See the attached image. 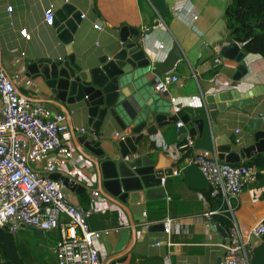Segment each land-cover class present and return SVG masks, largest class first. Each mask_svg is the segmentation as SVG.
<instances>
[{
    "label": "crops",
    "instance_id": "0c3cea01",
    "mask_svg": "<svg viewBox=\"0 0 264 264\" xmlns=\"http://www.w3.org/2000/svg\"><path fill=\"white\" fill-rule=\"evenodd\" d=\"M66 4L82 13L71 44L75 66L82 71L99 66V59L106 51L115 54L122 48L123 26L138 28L141 35L136 40L147 53L150 65L135 67L120 91L124 90L141 111H148L150 119L158 113L174 118L158 127L157 135L145 138L139 146L138 156L164 153L173 158L172 170L182 167L180 173L165 176L160 186L165 198L148 201L145 196L146 217L141 218L146 223H136L138 217L124 210L101 187L96 157L77 143L78 137L89 136L79 130L91 129L85 103L58 105L44 80L29 71V66L39 58L67 57L66 45L59 39L56 26L45 21L48 8L53 7L56 14ZM233 4L234 0H0L2 66L21 93L34 101H44L50 109L68 116L70 140L67 143L75 147L76 154L65 166L64 176L87 188L81 194L70 189L68 193L82 205V196L88 198L84 206L92 208L91 229L100 232L94 242L103 264H220L223 259L226 237L204 216L208 209L216 210L212 208L208 181L197 165L183 166L184 156L174 148L190 146L191 153L213 155L217 152L225 156L226 151H239L255 143L248 123L250 118L264 115V101L261 98L258 106L241 107L238 97L264 84V57L246 54L249 71L240 81L233 79L237 62L223 57H220L222 64L215 62L225 41L234 39L228 14ZM23 29L30 32V39L21 34ZM164 74H177L181 82L167 93L157 92L156 78ZM210 95L220 96L212 103L218 108L214 118L207 105ZM255 101L258 102L257 97ZM184 116H189L192 125L185 123L179 129L177 123ZM198 120H203V124H198ZM192 127L197 130L195 136L190 134ZM129 131V127L126 130L109 117L95 134L105 154L115 158L120 151L115 132L130 134ZM238 136L241 144L235 142ZM159 144L170 146L169 151L163 152ZM261 154L264 153L242 160ZM92 188L99 189L100 195L90 204ZM167 216L184 223L181 233L147 229L148 224H159ZM235 217L245 239L253 245L251 264H264V236L257 240L251 235L252 229L264 222V177L260 176L245 188ZM218 226L227 232L225 226L220 223ZM26 231H38L44 239L41 245L49 247L54 256L51 248L60 238L58 230L40 232L21 226L19 232ZM55 262L58 264L56 258Z\"/></svg>",
    "mask_w": 264,
    "mask_h": 264
},
{
    "label": "built area",
    "instance_id": "2783aa9c",
    "mask_svg": "<svg viewBox=\"0 0 264 264\" xmlns=\"http://www.w3.org/2000/svg\"><path fill=\"white\" fill-rule=\"evenodd\" d=\"M55 15L53 7L45 11L48 25H53ZM21 34L31 38L26 29ZM215 62L222 64L223 59L219 56ZM180 82L179 75L164 74L156 78L155 90L167 93ZM184 124L180 120L177 126L181 129ZM79 131L98 139L92 129ZM67 135L68 116L50 109L44 101H34L21 93L0 58V230L17 233L23 224L43 232L58 230L60 238L51 248L58 264H103L94 242L100 232L93 231L89 223L92 208L74 201L62 178H53L55 174L65 177V166L76 154L75 147L67 143L70 140ZM127 135L114 134L118 142ZM235 142L241 144V138L236 137ZM158 148L167 153L170 146L159 144ZM174 149L182 152L183 166L197 165L201 169L211 194L221 198L222 206L208 209L204 214L206 220L214 228L219 224L214 221L216 214H223L231 221L221 264H251L253 245L245 239L235 212L245 188L264 177V167L248 164L246 159L239 164L228 163L217 152L191 153L190 146ZM181 168L174 169L172 174L180 173ZM99 195V189H90V204ZM143 215L146 217L145 212ZM162 223L168 234L174 230L181 233L184 229L182 221L169 216ZM251 235L262 240L264 222L254 227Z\"/></svg>",
    "mask_w": 264,
    "mask_h": 264
},
{
    "label": "water",
    "instance_id": "95a60500",
    "mask_svg": "<svg viewBox=\"0 0 264 264\" xmlns=\"http://www.w3.org/2000/svg\"><path fill=\"white\" fill-rule=\"evenodd\" d=\"M81 20L82 13L71 4H66L56 12L54 25L59 39L66 45L67 57L39 58L29 66V71L35 77L44 80L54 96L53 101L58 105L84 102L92 132H98L109 117L116 119L124 129L130 128V134L119 141L120 151L115 158L112 155H106L101 142L91 136H81L76 140L96 157L101 187L114 197L124 210L131 211L138 217L136 223H146V219L141 218L146 211L145 196L148 201L165 198L166 195L160 186L163 178L173 173V158L164 153L155 156H138L139 146L145 138L157 135L158 127L164 126L168 123L167 120L174 118L158 113L150 119L148 111H141V107L134 105L132 98L127 96L124 90L120 91L128 80L127 75L135 67L142 68L150 65L147 53L139 44V40H136L141 35L138 28L123 26L120 31L122 48L115 54L106 51L105 55L99 59V66L87 71L79 70L75 66L71 44ZM219 55L239 64L234 81H240L248 74L246 53L234 39L225 41ZM224 96H228L227 93H224ZM254 97L258 98V102H254ZM219 98V95L207 97L212 118H214V112L218 110L216 104L212 103ZM238 98L241 99L239 102L241 107L246 104L258 106L261 98V102L264 101V84L251 88L243 96L240 94ZM66 111L64 109V112ZM183 121L192 125L189 116H184ZM197 123L203 124V120H198ZM248 128L255 143L239 151H226L225 156H220L222 160L239 164L242 158L264 153V115L250 118ZM196 131V128L192 127L191 136H195ZM86 156L89 155L86 154ZM53 178H62L66 187L78 194L87 190L85 186L68 177L55 174ZM157 187L158 189H155ZM158 194L159 196H156ZM22 226L27 227L24 224ZM147 229L163 230L164 224L161 222L149 225ZM217 230L227 237V232H224L221 226H217ZM221 262L222 260L220 264Z\"/></svg>",
    "mask_w": 264,
    "mask_h": 264
},
{
    "label": "trees",
    "instance_id": "16d2710c",
    "mask_svg": "<svg viewBox=\"0 0 264 264\" xmlns=\"http://www.w3.org/2000/svg\"><path fill=\"white\" fill-rule=\"evenodd\" d=\"M228 14L232 37L242 44L244 52L264 57V0H234ZM247 163L264 167V154L247 160ZM209 195L212 208L221 207V198L211 196V191ZM82 199L86 205L88 198L84 195ZM214 221L227 230L230 228V220L223 214H216ZM0 247L4 264H24L18 253V244L8 229L0 230Z\"/></svg>",
    "mask_w": 264,
    "mask_h": 264
},
{
    "label": "rangeland",
    "instance_id": "374dc122",
    "mask_svg": "<svg viewBox=\"0 0 264 264\" xmlns=\"http://www.w3.org/2000/svg\"><path fill=\"white\" fill-rule=\"evenodd\" d=\"M27 233H12L17 244L18 253L24 264H56L54 256L50 253L49 247H44L41 243L43 236L37 231H26ZM1 254V247H0ZM0 264H4L0 256Z\"/></svg>",
    "mask_w": 264,
    "mask_h": 264
}]
</instances>
